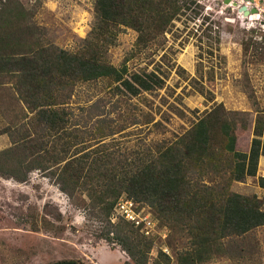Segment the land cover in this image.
I'll list each match as a JSON object with an SVG mask.
<instances>
[{"label": "rangeland", "instance_id": "rangeland-1", "mask_svg": "<svg viewBox=\"0 0 264 264\" xmlns=\"http://www.w3.org/2000/svg\"><path fill=\"white\" fill-rule=\"evenodd\" d=\"M18 1L33 14L41 41L67 51L78 50L94 24L95 0ZM195 4L200 6L198 16L174 18L163 35L146 47L137 48L135 30L119 31L106 60L117 67L125 64L129 73L153 70L164 83L135 96L106 79L78 83L66 104L68 124L77 134L72 137L75 149L97 148L123 161L136 159L176 140L206 110L222 103L228 110L245 113L248 122L246 128H238L237 147L248 150L255 117L264 114V21L242 19L223 0H195ZM201 15L213 22L211 37L197 30ZM200 69L202 79L197 74ZM26 113L29 116L11 80L0 78V150L11 145L15 127L27 120ZM263 170L264 156H260L256 175L232 181L229 189L255 195L264 210ZM203 182L224 184L215 174L205 176ZM134 208L154 219L149 206L135 202ZM155 222L158 234L148 237L153 241L148 264H154L159 251L169 258L160 264H177L176 253L188 246V233ZM104 225L102 218L78 206L43 172L34 170L24 181L0 172V264H50L61 259L132 264L118 244H108L100 236ZM219 244L217 254L202 264H264V225L220 238Z\"/></svg>", "mask_w": 264, "mask_h": 264}, {"label": "trees", "instance_id": "trees-1", "mask_svg": "<svg viewBox=\"0 0 264 264\" xmlns=\"http://www.w3.org/2000/svg\"><path fill=\"white\" fill-rule=\"evenodd\" d=\"M198 7L195 0H95L94 24L83 45L71 52L43 43L33 14L18 0H0V78L11 80L16 98L29 112L15 127L11 145L0 150V172L18 181L34 170L43 172L78 206L105 221L100 236L118 244L132 264H148L153 241L129 221H111L122 194L149 206L155 220L188 233L189 244L176 253L177 264H202L217 254L220 238L264 225L261 200L229 189L232 181L257 173L264 156V114L255 117L247 151L237 147L238 128L248 122L245 113L222 103L206 110L176 140L127 162L97 148L75 149L72 143L77 134L68 124L66 104L78 83L106 79L133 96L164 83L153 70L129 73L125 64L117 67L106 60L119 31L135 30L140 49L163 35L174 18L198 16ZM212 27L209 17L201 15L197 30L211 37ZM197 74L202 79L201 69ZM214 174L224 184L203 182ZM161 260L168 263L169 258L159 251L154 264ZM50 264L81 263L61 259Z\"/></svg>", "mask_w": 264, "mask_h": 264}, {"label": "built area", "instance_id": "built-area-1", "mask_svg": "<svg viewBox=\"0 0 264 264\" xmlns=\"http://www.w3.org/2000/svg\"><path fill=\"white\" fill-rule=\"evenodd\" d=\"M235 1L237 3V6H241L245 4L249 9L251 8L256 9L255 13L249 14L247 16H243L237 12L242 19H247L248 21H253V20L264 21V0H235ZM237 6H232V7L237 9ZM261 176L264 177V170L262 171ZM134 207H135V201L132 198L119 197L114 205L112 218L120 217L126 221L133 223L135 226L141 227L140 231L146 236L157 235L158 231L156 229L155 220L149 214L140 215V213L135 211ZM162 250L164 252H168L167 248H163Z\"/></svg>", "mask_w": 264, "mask_h": 264}, {"label": "water", "instance_id": "water-1", "mask_svg": "<svg viewBox=\"0 0 264 264\" xmlns=\"http://www.w3.org/2000/svg\"><path fill=\"white\" fill-rule=\"evenodd\" d=\"M223 3L227 4V5L237 6V3L235 1H232V0H223ZM237 12L243 16H247L249 14L255 13L256 9L255 8L249 9L247 7V5L244 4L241 6H237Z\"/></svg>", "mask_w": 264, "mask_h": 264}]
</instances>
